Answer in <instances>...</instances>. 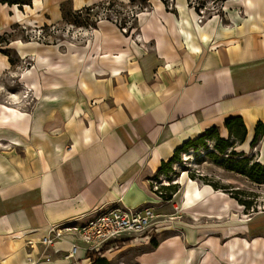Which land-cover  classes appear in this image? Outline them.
Instances as JSON below:
<instances>
[{
	"label": "crops",
	"instance_id": "crops-1",
	"mask_svg": "<svg viewBox=\"0 0 264 264\" xmlns=\"http://www.w3.org/2000/svg\"><path fill=\"white\" fill-rule=\"evenodd\" d=\"M109 1L132 6L0 2V36ZM147 5L135 39L104 20L83 45L14 37L0 48V264H264V210L241 220L227 194L192 180L167 201L152 188L178 149L211 127L229 134L232 118L245 128L237 144L255 146L264 164V0H227L200 24L186 0ZM152 204L164 236L147 250L119 246L98 259L79 244L71 257L72 233L41 244L51 226Z\"/></svg>",
	"mask_w": 264,
	"mask_h": 264
},
{
	"label": "rangeland",
	"instance_id": "rangeland-1",
	"mask_svg": "<svg viewBox=\"0 0 264 264\" xmlns=\"http://www.w3.org/2000/svg\"><path fill=\"white\" fill-rule=\"evenodd\" d=\"M145 1L135 0V4L141 7V4ZM186 1L191 7L204 5L206 8L204 14L207 17L212 13L220 12L226 0ZM140 7H129L128 5L109 1L90 10H82L81 13L66 9L64 10L63 22L60 24L44 26L38 29H29L25 26V28L15 27L9 33L0 36V48L3 49L14 37L15 40L22 42H38L44 45H59L63 41H70L71 44L75 45H83L90 41L91 33L96 28L97 23L104 20L113 21L121 25L126 24L129 28L131 26L132 30H129L125 35H132V38L135 39L137 30V25L134 21L135 15L140 11L146 10H140ZM138 8L140 9L138 10ZM126 17L131 19V21L126 19ZM72 22L83 27H76L71 24ZM115 23L113 24L116 25ZM116 26L119 28L118 25ZM85 32L86 35L83 34ZM15 56H12V58L15 59ZM32 63L33 59L31 57H25L17 60V68L24 71L30 68ZM6 79L12 78L7 76ZM217 138L227 141L228 145L223 152H219L216 149L215 138H208L203 145H198L196 148L179 153L178 161L173 163L167 172L156 177L155 186H157L158 191L162 195H160V199L161 201H167L166 198L168 197L172 199L182 189L184 182L192 180L198 185H208L213 190H220L222 194H227L240 208V219L249 221L254 213L264 210V183H255L235 171L241 168L248 170L255 163H261L264 166L259 158V150L255 146H250L243 152L244 150L237 144L238 141L229 134L218 133ZM256 171L257 169L254 173ZM159 219L164 220V218ZM165 219L169 220V218ZM258 221L255 219L252 223L256 224ZM163 236L161 234H153L149 240H141L136 242L137 244H134L135 242L130 243L131 238H122L116 241L113 246H125L122 243H126V245L136 246L141 249L145 246L147 250L148 246L151 245L150 240L155 239V242H157ZM136 239L139 238L136 237L133 240Z\"/></svg>",
	"mask_w": 264,
	"mask_h": 264
},
{
	"label": "built area",
	"instance_id": "built-area-1",
	"mask_svg": "<svg viewBox=\"0 0 264 264\" xmlns=\"http://www.w3.org/2000/svg\"><path fill=\"white\" fill-rule=\"evenodd\" d=\"M162 1H164L167 9L171 10L175 6L173 5L174 0ZM192 8L194 10L196 8L197 21L200 24L207 18L219 15L224 9V5H222L220 12L212 13L207 17L204 14V10L206 9L204 5H196L192 6ZM115 24L120 27L119 29L122 33L127 34L129 32V27L126 24L124 26L118 23ZM152 186L156 200L161 201V193L158 191L157 186H155V182L152 183ZM157 209L158 207L153 204L137 208L112 205L98 211L96 215L83 225H58L49 227L47 236L42 239L41 244L51 246L55 241L63 238L65 233H72L75 237V243L72 244L69 256L72 257L77 251L78 245L81 244L88 255H96L97 257L103 258L106 253L113 252L119 247V245L114 247L113 244L122 238H131L130 243L135 242L134 244H137L136 242L141 240H149L151 235L155 234L156 226L160 222L159 218L161 216L156 214ZM136 237L139 239L133 240ZM122 245L128 246L126 243H122Z\"/></svg>",
	"mask_w": 264,
	"mask_h": 264
},
{
	"label": "trees",
	"instance_id": "trees-1",
	"mask_svg": "<svg viewBox=\"0 0 264 264\" xmlns=\"http://www.w3.org/2000/svg\"><path fill=\"white\" fill-rule=\"evenodd\" d=\"M162 1V0H161ZM225 1V0H224ZM1 3H6L9 5L12 4H28L29 0H0ZM115 2V1H112ZM148 0H146L143 4H141V7L138 5H135V0H130V5H132L131 7H140L138 8V10H142L145 9L147 6ZM164 3V1H163ZM98 6V5H97ZM94 6V7H97ZM91 8H86L84 10H90ZM196 11V8H195ZM78 13H81V11H77ZM141 12V11H140ZM136 18V17H135ZM126 19H128L126 17ZM129 21H131V19H128ZM135 20V19H134ZM70 24V23H69ZM72 25L76 26V27H83L81 25L75 24V23H71ZM124 26V25H121ZM120 28V27H119ZM129 30H131V28H129ZM225 128L228 130L229 134L234 137L236 140L238 141H242L244 139V135H245V128L242 124V121L240 120V118H232V119H228L225 121L224 123ZM218 128L217 127H211L208 130H206L200 137H198L196 140L194 141H188L186 144H184L180 149H178L175 153L174 156L171 158V160L167 163V164H163L162 167L160 168V174H163L165 172L168 171L169 167L178 161L179 158V153L185 152L188 149H193L198 147V145H203L204 141L208 138H215L216 140V149L219 150V152H223L225 150V148L227 147V141L225 140H221L218 139ZM255 142V140L253 141ZM257 169L256 173H254V171ZM235 172L248 177L251 181L255 182V183H264V166L261 165V163H255L253 164L248 170H245L244 168L241 169H237ZM162 196V195H161ZM171 198H166V200H170ZM151 245L153 247L156 246V242L155 241H151ZM89 256H94L98 259H100V257H97L96 255H89Z\"/></svg>",
	"mask_w": 264,
	"mask_h": 264
},
{
	"label": "bare ground",
	"instance_id": "bare-ground-1",
	"mask_svg": "<svg viewBox=\"0 0 264 264\" xmlns=\"http://www.w3.org/2000/svg\"><path fill=\"white\" fill-rule=\"evenodd\" d=\"M199 24V23H198ZM12 97V96H11Z\"/></svg>",
	"mask_w": 264,
	"mask_h": 264
}]
</instances>
